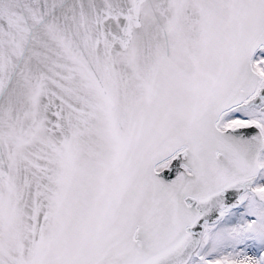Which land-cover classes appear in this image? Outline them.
<instances>
[{
  "label": "snow or ice",
  "instance_id": "obj_1",
  "mask_svg": "<svg viewBox=\"0 0 264 264\" xmlns=\"http://www.w3.org/2000/svg\"><path fill=\"white\" fill-rule=\"evenodd\" d=\"M0 264H264V0H0Z\"/></svg>",
  "mask_w": 264,
  "mask_h": 264
}]
</instances>
